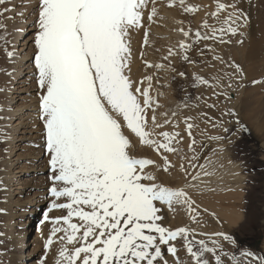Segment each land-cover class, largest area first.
<instances>
[{"label":"snow or ice","instance_id":"obj_1","mask_svg":"<svg viewBox=\"0 0 264 264\" xmlns=\"http://www.w3.org/2000/svg\"><path fill=\"white\" fill-rule=\"evenodd\" d=\"M245 3L250 5L252 0H215L214 10L206 11L188 0H21L18 10L15 0H0V42L10 62L27 58L47 156L50 200L40 223L52 227L42 240L37 264H185L179 256V240L190 264H222L226 253L219 239L210 238L209 247L205 240L195 238L194 229L165 226V208L172 213L178 206L194 211L189 189L196 186L173 182L177 173L188 172L177 147L183 137L178 131L163 129L169 124L178 128L179 123L168 119L167 113L161 114L162 122L158 119L160 105L150 94L154 76L134 77L133 45L142 34L143 66L180 77L185 72L173 67L170 58L193 63L190 53L203 57L212 52L213 60L226 63L211 45H199L212 41L243 46L251 26ZM162 8L190 16L206 11L195 32L173 18L181 25L175 31L182 39L162 57L167 65L148 62L143 50L153 46L151 29L164 19L159 15ZM10 36L18 39L10 41ZM229 67L234 72L224 75L230 81H242L243 68L236 63ZM222 78L216 77L217 87ZM193 79V87L209 84L198 75ZM252 83L264 86V81ZM243 86L227 85L229 89ZM171 116L177 117V112ZM192 120L183 118L191 140L188 148L194 152L196 125ZM243 130L238 127L237 132ZM54 210L64 214L52 217ZM4 211L0 209V214ZM197 215H192L193 222H198ZM212 235L238 247L228 234ZM242 254L255 264H264V256Z\"/></svg>","mask_w":264,"mask_h":264},{"label":"rangeland","instance_id":"obj_2","mask_svg":"<svg viewBox=\"0 0 264 264\" xmlns=\"http://www.w3.org/2000/svg\"><path fill=\"white\" fill-rule=\"evenodd\" d=\"M188 2L198 4L206 11L214 10L215 0H188ZM221 2H225V0H221ZM15 4L17 9L21 10V0H15ZM242 6L246 8L251 17V26L245 32L243 46L237 45L235 42H233L232 45L225 46L214 44L212 41L202 42L199 45V47H204V44L211 45L215 49L214 54L222 57L226 63L213 60L212 52H206L203 57H201L198 52L190 53V57L194 61L193 63H186L179 57L170 58L173 67L185 72V77H180L174 72H168L163 69L156 71L155 68L148 69L143 66L140 58L142 34L137 37V40L133 45L136 57V62L133 65L134 77L141 79L144 73L154 76V80L152 81L153 87L150 90V94L160 105L157 109L158 119L162 122L165 117L161 114L167 113L168 119L179 123L178 128H173L172 125L169 124L163 129L170 132L178 131L183 137L181 143L177 145V147L181 149V156L184 157L182 162L188 172L187 174L183 172L177 173L176 180L173 182L180 186L184 185L183 182L191 183L190 185H193L192 182H189L191 179L194 180L196 178H201L199 165L202 166L205 162L209 164L210 160H216V158H219V156L222 155L223 157L226 156L231 163L237 165L238 173L242 176L243 185L238 209L240 219L235 225L230 227L225 234H228L237 242L242 240L244 242L243 245L238 243V247L233 246L229 242L223 241L222 237L217 238L212 235L215 232L224 233V231L217 230V228H219V222L216 219L217 215H215V213L218 214L215 205L209 203L210 198L203 199V197H201L209 196L207 194H210L209 191L205 192L202 190L203 188L200 185L201 181L199 182L200 186L195 183L196 185H194L196 187L189 189L191 192V199L194 201L192 205V209H194L193 212H189L187 206L183 208L178 206L175 213L169 212L166 208L164 211V215L166 216L165 226H169L172 229L181 226L194 229L197 234L195 238L205 240L209 247L212 246L210 238L219 239L221 248L226 253V255L221 257L222 264H255L250 257L243 255V252H251L257 257L264 256V86L261 84L254 85L252 83L253 80L258 79L264 81V46H258L260 40H263L264 44V0H252L250 5L245 3ZM164 9L168 10L167 8ZM205 10L191 16L182 14L178 10L168 11L174 18L183 21V27L185 29L191 26L193 32H195L203 22V18L206 14ZM209 23H214L211 18H209ZM157 27L162 28L160 25H157ZM179 27H181V25L176 24L175 28L178 29ZM163 28L166 29L165 27ZM163 28L162 30H164ZM11 30L12 25L9 22V31ZM201 31H203V29H201ZM164 32L165 33L153 34L151 31L150 38L153 46L151 48L143 49L145 52V59L147 61H149L148 58L151 60L153 59L150 63L167 65L168 61L163 60L162 57L167 54V49L170 46L175 47L177 41L182 39L180 35L179 39L174 37L173 34V36L168 35L171 34L168 29L164 30ZM8 39L11 41V36L8 37ZM235 39L236 38H234V40ZM167 41H170V43H167ZM8 47L9 50H11V45ZM20 47L22 48L23 45H20ZM157 49H159V51H157ZM8 61L9 60L5 55L4 45L0 42V68L1 64H3L1 68L2 71L6 69L4 63H8ZM26 61L27 58L22 64H26ZM230 63L239 64L243 68L245 75L242 81L240 79L230 81L224 75L225 73L232 74L234 72V69L229 67ZM27 71L28 70L22 73V79H25L28 75L31 76V73H27ZM162 71H166L164 74H169L167 76L162 74V76H160L157 74L159 72L163 73ZM197 75L207 79L209 84H197L196 87H193V77ZM3 76L4 75L0 73V104L2 103L1 96L5 93L4 90H1L3 88L1 85V79ZM173 77L175 78L173 79ZM216 77L223 78L219 80V87L216 86L217 91L215 97L213 94L214 92L210 89L212 84L217 85ZM31 83L35 85L34 81ZM229 83H243L244 86L229 89L227 87ZM17 85L18 84H14V87ZM26 87L28 86L22 87V90ZM33 89L35 91H32L30 93L31 95H29L27 91L13 90L9 95L11 98H16V100L13 101L12 107L18 106V104L23 101L22 99L17 100V97L32 98L33 100L31 101L37 104L35 86ZM223 93L227 94V98ZM208 94L209 96L211 94V99L218 97L223 99L225 105L220 108V110L222 109L221 115L223 114L222 116L224 117L221 116L223 121L220 118V120L217 119L218 117H215L213 114L211 115L209 112V114L202 115L207 113L205 112V108L212 107L210 101L207 102L204 99L205 95L208 97ZM32 95H34V97H31ZM235 107L236 110H234ZM24 111L25 110L18 112L16 116H21ZM173 111L177 112V117L175 118L171 116ZM29 112L33 111L29 110ZM36 112L37 111L33 112L35 116ZM230 112L235 113V115H227V113ZM189 116L193 117V120L190 122L196 125L192 130L193 137L195 138V144L193 145V148L195 149L194 152L188 148L191 140L185 131V125L183 123V118ZM1 118L4 119V116L0 113V123ZM226 120L229 121L227 122ZM14 121L15 118L11 123ZM224 121L227 124L223 123ZM237 121L240 122L239 125L237 124ZM213 124H215V127H213ZM257 125L259 130L258 127L256 129ZM238 127H242L244 130L237 132ZM224 128H228L230 131L225 133ZM256 130L259 132H256ZM37 133L38 132L33 133L32 136ZM217 136H223L226 138L223 140L211 139L212 137ZM206 137L209 139H206ZM13 145H16V147L20 145V147H18L20 149L16 148L15 153H21L23 155L21 161L24 169V174L22 173L23 178L25 179L28 177L30 181H32L34 187L27 190L22 189V194L16 198L14 197V199L18 198L20 203H16L10 208L12 210L9 211V209H7L9 207L1 206V203L4 202V198L1 194L2 184L0 182V209L5 210L4 214H0V233H3V235L0 236V264H37V257L43 250L42 240L48 235L50 228L52 227V225L48 223H44L43 225L40 223L43 218V211L46 210L45 205L50 200L47 192V189L50 186V181L48 179L49 172L47 156L43 154L41 158L42 160L40 159L36 161L34 164L35 166L38 165L37 163L44 160L45 165H43L45 169L40 173L35 174L33 169L29 168L33 162V156L29 153H31L32 148L39 149V147H35L31 141L28 140L25 143L23 141H14ZM201 145H203V147H201ZM21 148H23V150ZM5 151L6 146L1 142L0 138V161L6 156L7 153H5ZM170 156L173 159H177V157L172 156V154H170ZM193 157H195V159H193ZM208 158L210 159L207 160ZM29 203L31 205H29ZM30 211L31 213L29 214L28 212ZM197 213L198 222H193L191 217ZM62 214L64 213L58 210H54L50 213L52 217ZM214 216L215 219L212 218ZM40 226L43 230V236H41V231L38 232V227ZM26 230H28V232L25 233V238L28 236L31 246L28 248L25 247V250L20 253V259L15 260L17 253H15L11 241L15 240V237L20 234V241L22 242V232ZM176 243L181 249L179 252L181 259L185 261V264H190V258L182 248V240H179ZM27 251L35 253L32 258H28L24 255ZM217 254H219V251ZM232 256L235 257L234 260L231 259ZM169 259H171V257H169Z\"/></svg>","mask_w":264,"mask_h":264},{"label":"bare ground","instance_id":"obj_3","mask_svg":"<svg viewBox=\"0 0 264 264\" xmlns=\"http://www.w3.org/2000/svg\"><path fill=\"white\" fill-rule=\"evenodd\" d=\"M17 1H19V0H17ZM159 15L161 17H164V19L158 20L157 25H160L162 28L165 27L166 29L163 28L164 30H167V29L170 30L171 34H168V35L173 34L174 37L179 39V35L175 31L176 30V28H175L176 23L173 20L174 17L172 16V14L168 10H165L164 8H162L159 10ZM157 25L154 24L152 26L151 31L153 32V34L165 33L164 30H162V28H160V27H157ZM252 32H254V31H252ZM251 38H253V37H251ZM11 39L12 40L18 39V37H11ZM167 43H170V41H167ZM258 46L259 47L264 46L263 40L259 41ZM25 59L26 58H23V59L18 58L17 61H15V62H10V61H8V63L5 62L4 66L6 69L4 71H2V69H1L3 64H1V68H0V73L2 75H4L3 78L1 79V85L3 86V88L1 90L5 91V93L2 94V96H1L2 97V103L0 104V109H1L0 113L4 116V119L1 118V123H0V138H1V142L6 146L5 153H7L6 156L4 157V159L2 161H0V182L2 184V186H1V192L2 193L1 194L3 195V198H4V200H3L4 202L1 203V206L9 207V208H7V209H9V211L12 210L10 208H12V206H14L16 203L17 204L20 203V200H18V198L14 199V197L16 198L17 196H20L22 194V189L27 190V189H31L32 187H34V185L32 184V181H30V179L28 177H26L25 179L23 178V174H24L23 170L24 169H23V165L21 164V161L23 159L22 158L23 155L21 153H18V154L15 153L16 148L20 147V145L18 147H16V145L14 146L13 145L14 141H16V142L17 141L18 142L23 141L25 143L28 140V141H31V143L35 147H39V149L32 148L31 153H29L33 156V158H32L33 162H32V165L29 166V168L33 169L35 174L40 173L42 170L45 169V167H44L45 161L44 160L41 161L40 163H37L38 165H36V166L34 165L36 163V161L40 160L42 158V155L44 154L43 153V143L44 142L40 138L42 125H41L40 121L38 122V119L36 118L35 114L33 113L34 111H37V104H35L33 101H31V100H33L32 98L17 97V100L22 99L23 101L21 103H19L18 106L12 107L13 101L16 100V98H14V97L11 98V96H9L10 93L13 92V90H15V91H27L28 94H30L32 91H35L33 89V87L35 85H33V83H31L32 81L30 80V78H31L30 75H28L25 79H22V73H24V71L28 70L27 73H31V68L26 67L25 66L26 64H22V62ZM148 59H149L148 62H151L153 60V59L151 60L150 58H148ZM260 69H261V67H260ZM155 70L158 71V69H155ZM159 70H162V69H159ZM9 72L14 73V75H12V76L7 75L6 73H9ZM164 72H166V71H164ZM164 72L163 73L159 72L157 74L160 76H162V75L167 76L169 74V73L164 74ZM209 80H211V79H209ZM14 84H18V85L14 87ZM24 86H28V87H26L25 89L22 90V87H24ZM210 90L214 92L213 94L216 97V91H217L216 85L212 84ZM31 97H34V95H32ZM210 97H211V94H210V96L208 94V97L205 95L204 99L207 102L210 101V103L212 105H215V107L205 108V112H207L205 114L211 113V115L213 114L215 117H218L217 119L220 118L222 120L224 117L222 116L223 114L221 115L222 109L220 110V108L225 105L223 102V99H221L219 97L211 99ZM23 110H25L26 112L25 111L22 112L21 116L17 117L16 114L18 112L23 111ZM29 110H31L33 112H29ZM234 110H236V107L234 108ZM221 116L223 118H221ZM14 118H15V121L13 123H11ZM226 121L228 122L229 120H226ZM223 123H225V121ZM225 124H227V123H225ZM257 127H258V125L256 126V129H257ZM258 130H259V127H258ZM258 130H256V132ZM35 132H38V133L36 135L32 136V134ZM204 139H205V137H204ZM206 139H209V138L206 137ZM18 149H20V148H18ZM21 149L23 150V148H21ZM209 159L210 158H208L207 160H209ZM211 159H215V158H211ZM202 162H203V160H202ZM236 166L237 165L231 163L230 160L226 156L223 157V155H222V156H219V158H216V160H210L209 164H207L205 162V163H203L202 167H200V165H199V168H200L199 172L201 174L202 179L196 178V177H194V178H196L194 180H192L191 178H190L191 180L189 179L190 180L189 182H192L193 185L195 183L199 185V182L201 181L200 185L203 188L202 190L205 192L206 191L210 192V194H207L209 196H201V197H203V199H209L210 198L209 203L212 205H215L216 209L218 210L217 211L218 214L215 213V215H217L216 219L219 222V228H217V230L224 231V233L227 232L228 229L230 227H232L233 225H235L237 223V221L240 219V213H239L238 209H239V200L241 197V189H242V185H243V179H242V176L239 175L238 169ZM191 167H193V166H191ZM197 179H198V181H197ZM183 184H184V182H183ZM188 184L190 185L191 183H188ZM30 203H31V201H30ZM30 203H29V205H31ZM31 211H33V210H31ZM31 211L28 213L30 214ZM213 213H214V211H213ZM213 213H212V215H213ZM212 218L215 219V216ZM40 230H41V226L38 227V232ZM27 232H28V230L22 232L23 233V241L22 242L20 241V234L17 237H15V240L11 241V243H13L12 246H13V249H15V253H17L15 260L20 259V256H21L20 253L25 250V247L28 248L31 246V243H29V240H28V236H26V238H25V233H27ZM32 250H34V249H32ZM34 254H35L34 252L31 253V251H27V253H25L24 255L27 256L28 258H32V256Z\"/></svg>","mask_w":264,"mask_h":264},{"label":"trees","instance_id":"obj_4","mask_svg":"<svg viewBox=\"0 0 264 264\" xmlns=\"http://www.w3.org/2000/svg\"><path fill=\"white\" fill-rule=\"evenodd\" d=\"M238 243H239L240 245H243V244H244V242H243L242 240L238 241Z\"/></svg>","mask_w":264,"mask_h":264}]
</instances>
